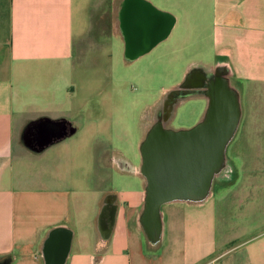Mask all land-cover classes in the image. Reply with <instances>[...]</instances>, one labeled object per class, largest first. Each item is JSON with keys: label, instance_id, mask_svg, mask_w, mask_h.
<instances>
[{"label": "crops", "instance_id": "obj_1", "mask_svg": "<svg viewBox=\"0 0 264 264\" xmlns=\"http://www.w3.org/2000/svg\"><path fill=\"white\" fill-rule=\"evenodd\" d=\"M135 20L143 30L133 41L126 30ZM155 21L164 33L151 30ZM90 35L128 68L163 60L176 36L185 75L227 66L241 91L230 177L201 204L163 205L156 248L138 221L144 188L91 186L107 170L145 180L136 154L104 152L94 163L82 153L89 135L106 139L103 96L93 104L84 81ZM256 98H264V0H0V264H264V229L241 239L219 207L248 222L264 215V122L251 121L245 102ZM215 183L225 187L219 197Z\"/></svg>", "mask_w": 264, "mask_h": 264}, {"label": "water", "instance_id": "obj_2", "mask_svg": "<svg viewBox=\"0 0 264 264\" xmlns=\"http://www.w3.org/2000/svg\"><path fill=\"white\" fill-rule=\"evenodd\" d=\"M134 23L126 30L133 41L138 40L136 33L143 30L142 23ZM159 25L153 22L151 30L157 33ZM160 32L164 33L165 28ZM230 76L227 66L192 67L152 108L139 144V173L145 184L138 221L153 248L162 238L163 205L201 204L210 197L214 182L226 180L232 173L227 149L237 134L243 110L241 91ZM197 98L206 100L199 122L188 129L170 128L178 106Z\"/></svg>", "mask_w": 264, "mask_h": 264}, {"label": "rangeland", "instance_id": "obj_3", "mask_svg": "<svg viewBox=\"0 0 264 264\" xmlns=\"http://www.w3.org/2000/svg\"><path fill=\"white\" fill-rule=\"evenodd\" d=\"M106 36L109 38L108 34ZM89 37L90 39L86 43H90L92 47L89 46L86 50L85 60L88 64L84 67L89 70L90 76L85 78L84 81H87V93H89L93 104L98 106L97 94L99 92L103 96V98L100 97L99 99L104 101L106 139L98 138L97 140H100V142L91 141L92 136L89 135V147L83 148L84 151L82 153L85 154L88 150V156L94 160V163L104 152L110 154L118 151L125 153L130 158H135V154L140 157L139 144L142 139V125L148 121L147 117L150 110L163 97L164 93L182 81L188 62H184L182 57L178 58L176 36L166 42L167 50L163 60L155 59L150 64H140L132 68L124 67L119 61L113 59V48L105 45L106 48H104L103 52L96 50L93 45V36L90 35ZM99 56H101L100 59ZM98 62H100L99 69L97 68ZM245 102L247 106L250 105L254 109L253 113L255 114H253L254 118L251 116V121L264 122V113L260 116L258 115L259 108L262 109L261 112H264V98L247 99ZM204 110V103L201 100L188 101L178 106L173 119L169 123V127L174 130L191 128L199 122ZM245 122H248L247 117ZM242 124L243 119L240 126ZM241 128L242 126L237 134V139L242 138ZM262 133L264 134V132ZM73 149L76 151L77 148L74 147ZM78 152H81V148H78L77 154L73 155H78ZM228 154L231 158L233 157L230 149ZM236 165L239 166L238 163ZM105 172V179L97 182V185L92 183L94 177L91 175V186L100 191L117 188L119 191L131 190L139 193L144 188L139 178L129 179L114 171L107 170ZM214 187L215 196L217 197L225 190V187H221L217 183H215ZM219 207L223 221L231 225L226 226L228 230L232 227V230L236 231V226H238V229L241 228V239L264 229V224L257 227L254 226V224H257L255 223L257 220L264 222V215H259V212L254 215L255 221L253 218V221L248 222L243 219L241 210H227L222 203ZM245 222L248 223L242 227Z\"/></svg>", "mask_w": 264, "mask_h": 264}]
</instances>
